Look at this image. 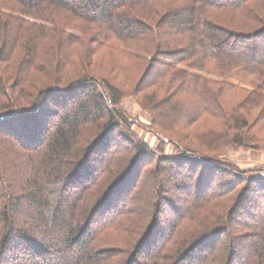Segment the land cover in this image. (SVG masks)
I'll return each mask as SVG.
<instances>
[{
    "label": "trees",
    "instance_id": "trees-1",
    "mask_svg": "<svg viewBox=\"0 0 264 264\" xmlns=\"http://www.w3.org/2000/svg\"><path fill=\"white\" fill-rule=\"evenodd\" d=\"M112 41L140 52L126 51L121 81L93 74ZM179 65L240 76L253 108ZM182 87L199 99L206 148L263 147L249 119L264 114V0H0V157L29 167L14 195L0 162V264H264V178L166 132L180 124L165 119L182 113ZM129 89L152 112L156 149L120 108ZM173 143L178 155H165ZM177 193L187 199L155 242ZM25 209L34 222L17 216Z\"/></svg>",
    "mask_w": 264,
    "mask_h": 264
},
{
    "label": "rangeland",
    "instance_id": "rangeland-1",
    "mask_svg": "<svg viewBox=\"0 0 264 264\" xmlns=\"http://www.w3.org/2000/svg\"><path fill=\"white\" fill-rule=\"evenodd\" d=\"M258 3H260V1ZM47 25L51 26L49 24ZM99 32H100L99 29L94 28V30H91L92 35L89 34V36L98 38ZM65 33L81 38L85 36L84 34L85 29L83 27H79V28L70 27V28H65ZM106 46L107 48H104L103 51L106 52L107 54L101 59L99 58L95 59L96 63L93 74L96 76L98 75L102 76V78H106L107 80H110L111 78L113 79L117 78L118 80L121 81L122 77L127 71H122L120 69V65L127 66L128 63L131 62L128 58H126V56L128 55L126 51L130 52L131 56L129 55V57H133V58L139 57L138 55L140 52H137L135 49L126 48L123 44H121L118 41H112L111 43H109V45ZM77 60L80 61V64L79 66L78 65L76 66L78 67V70H81L80 73H82V69L86 70L89 67V65L87 64V66L84 67L83 63H81V59L78 58ZM178 68L187 69L190 73L200 76L203 80L209 82L212 85V87L215 88V90H217L218 88L222 89V92L224 93L222 98L227 99L231 97L232 103H236V107L238 108L249 107L250 109L253 108L252 106L253 104L247 102L246 100L248 98L246 97L253 92L254 87L251 84L249 85L243 83L242 80L240 79V76H236L235 74L233 75V73H228V74L220 73L215 68H211L210 71L192 69V68H188L185 65H179ZM121 86L122 87L126 86V83H122ZM124 88L128 89L129 87L126 86ZM176 93L178 94L176 96L177 101L182 102L180 109L182 113L181 114L179 113L180 115L178 114L176 117H173L171 113H169L165 121H167V123L176 122L175 124L178 123L180 124L175 129H169V127H167V129H165L166 132H172L173 134L178 136L180 140L184 141L185 144L191 145L197 150L208 152L210 155L214 157L220 156V161H222V164L231 171L237 170L240 173L243 172L244 175L245 174L256 175L257 177L264 178V145L263 147H261V149H253V148L245 149L242 147H236L235 145H232L229 147L221 148L220 150L217 151L215 150L211 151L210 149L204 146V142L206 140H204L203 137L206 138L207 137L206 134L200 133L201 131L194 133L196 130L202 129V127L196 128L202 123V121H198L199 119H201V115H202L198 111V106H197V102L199 101V99L195 94L191 92H185L184 87L180 88ZM120 108L127 114V116L131 120H134L135 123L132 124L131 130L136 134V136L144 140L146 143H148L151 146V148L156 149L159 146V140L157 137L160 134L157 131H155L157 129L154 130L153 127H151L152 112H149L144 108L143 104L141 103L140 94L136 93L135 91L132 92L131 89H129L121 101ZM255 111L256 114L249 119V124L252 126L250 133H254V134L258 133L259 136H262L264 133L259 132L260 130L259 128L264 124V114L259 113L257 109H255ZM203 119L206 118L203 117ZM190 123L193 124L192 128L186 129V125L188 126ZM203 127H204L203 130L205 129L209 130V127L205 125ZM115 136L116 138H119L120 133H117ZM2 140L5 141L0 140V148L4 146V142H6V140L8 139H2ZM6 144L9 145L8 148L10 150L15 149L12 146V143H6ZM177 152L178 149L173 143L166 146L164 154L169 156H175L178 155ZM8 153L13 163L11 165L5 166V162H4L5 158H3V155H6V153H1L2 158L0 157V162L3 167H6L5 169L7 171L8 177L10 178L13 176L17 177L16 181L9 180L11 183V187H14V189H11V192L14 195H16L21 188L26 186L25 179L27 178L25 177V175L27 174L29 167L27 166V164H25L23 160L19 161V159L18 160L15 159L14 157L15 154L13 152L9 151ZM157 153L161 155L160 152ZM151 173L152 172L150 170L148 177ZM169 197L173 198L175 203V205L173 206L175 207L168 206L162 209L161 220L154 234L155 242L162 243L164 239L163 237L165 236L168 227L173 221H175V219L177 218L176 213L178 212V210H182L181 209L182 203L185 199H187L185 193H177L175 194L174 197H172V195ZM244 213H241V215H243ZM17 216L23 222H28V220L34 222L36 219L35 212L32 209H25L21 213L17 214ZM241 217L242 218L240 221L242 223L247 222L248 220L247 215H243ZM244 244L246 243H241L240 245L244 247Z\"/></svg>",
    "mask_w": 264,
    "mask_h": 264
}]
</instances>
